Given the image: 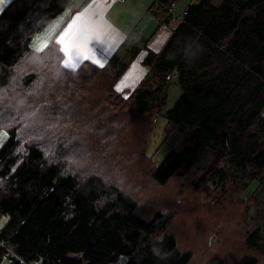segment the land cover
<instances>
[{
    "label": "trees",
    "instance_id": "16d2710c",
    "mask_svg": "<svg viewBox=\"0 0 264 264\" xmlns=\"http://www.w3.org/2000/svg\"><path fill=\"white\" fill-rule=\"evenodd\" d=\"M69 1L0 11V264H264V0H196L159 50L135 28L76 68L29 44ZM141 54L148 75L117 90ZM156 117L178 139L160 162L143 153Z\"/></svg>",
    "mask_w": 264,
    "mask_h": 264
},
{
    "label": "crops",
    "instance_id": "0c3cea01",
    "mask_svg": "<svg viewBox=\"0 0 264 264\" xmlns=\"http://www.w3.org/2000/svg\"><path fill=\"white\" fill-rule=\"evenodd\" d=\"M3 1L0 0V11L10 0L6 3H2ZM81 1L69 8L66 13H63L66 10L65 7V10L62 12L63 15L60 13V16H56L44 27L46 28L48 25L56 22L51 40H55L60 44L64 53L63 62L67 68H76L85 60L98 65L104 64L108 56L131 29L134 27L137 29L138 22L129 31L118 25L119 12L121 10L125 12H134L136 10L140 14H145L141 30H137L144 36L149 37L148 47L153 51H157L163 46L175 26L173 25V28L168 33L166 29L169 27L170 22L157 27L147 12L148 9L139 0H92L84 6H78ZM153 1L149 0L148 6ZM171 2L175 4L174 0H171ZM134 7L136 8L134 9ZM181 11H184V9ZM177 14L181 13L177 12ZM146 20H150L151 22L152 33L148 30L149 25ZM44 28L34 33L30 39L29 44L34 50H41L46 46H43L44 42L42 40L40 41L42 45L40 49L34 48L31 44L34 36L40 34ZM160 40H162L161 44ZM141 56L143 55L141 54ZM140 57L117 80L115 84L117 90L133 89L137 81L148 75V67L143 65Z\"/></svg>",
    "mask_w": 264,
    "mask_h": 264
},
{
    "label": "rangeland",
    "instance_id": "374dc122",
    "mask_svg": "<svg viewBox=\"0 0 264 264\" xmlns=\"http://www.w3.org/2000/svg\"><path fill=\"white\" fill-rule=\"evenodd\" d=\"M7 1L8 0H4L2 3H6ZM79 1L80 0H70L68 5L66 6V10L63 13H66L69 8H71L72 6L77 4ZM139 1L141 4H144L146 9H148L149 0H139ZM195 1L196 0H174L175 4H173L171 2V0H168V4H170V3L173 4L171 12L174 13V15L177 17L175 19L171 20V22L169 23V27L166 29L167 33L170 31L171 28H173V25H176L178 23V21H179L178 18L183 12L181 10L184 9L186 7V5L193 3ZM135 8L136 7H134V9ZM177 12H180L181 14H177ZM63 13L61 15H63ZM144 16H145L144 13L140 14L136 10L134 12H132V11L125 12V11L121 10L119 12V24L118 25L123 27V28H126L129 31L138 22L137 29L140 31L141 26L144 23ZM55 23L56 22H53L52 24L48 25L46 28H44V30H42V32L40 34H38L37 36H34V38L32 39V42H31V44L34 48H36V49L42 48V45L40 43L41 40L44 42L43 46H45L47 43L50 42L54 28H55V25H56ZM147 24L149 25L148 30H150L151 31L150 33H152V26H151L150 20L147 21ZM132 29H135V27ZM162 40L159 41L160 44H161ZM143 56L140 57L141 60L143 59ZM142 79L137 81L135 83V85H138ZM179 94H180L179 87L176 86L175 84H171L170 88H169L168 98H167L168 106L172 104V102L179 96ZM82 112H83V110H82ZM154 122H155V125L153 126V130L150 133H147V135H146L145 145L143 147V153L145 155H152L153 159H155L157 162H160L169 153V151L172 148H174V146L176 145L177 140H178V139H176L177 132L173 133V135H171L169 137H166L165 132H164V125H165L164 119L161 117H156ZM7 136H8L7 130L1 128L0 129V147L6 141ZM163 140H164V142H162ZM141 195H143V199L150 198V193L142 192ZM226 205H228L229 208L231 207V204L228 201H227ZM188 207L189 206L187 205V208ZM154 208L155 207L152 204L146 203V207H145L146 211L153 210ZM230 213H233V212H230ZM230 213L227 216H223L219 212V215H220L219 223H220V226L222 227L223 233L231 232L235 229V228H232L228 224L227 219L230 218V216H231ZM5 222H6V216H1L0 217V227ZM2 264H7V261H3Z\"/></svg>",
    "mask_w": 264,
    "mask_h": 264
},
{
    "label": "built area",
    "instance_id": "2783aa9c",
    "mask_svg": "<svg viewBox=\"0 0 264 264\" xmlns=\"http://www.w3.org/2000/svg\"><path fill=\"white\" fill-rule=\"evenodd\" d=\"M118 1H121V0H118ZM172 7H173V4L170 3L166 6L167 10L169 11V13H171V15L173 16L172 20L175 19L177 16L174 15V13L171 12L172 10ZM180 20V16L178 18ZM168 78V77H167ZM32 264H37L36 262H33Z\"/></svg>",
    "mask_w": 264,
    "mask_h": 264
}]
</instances>
